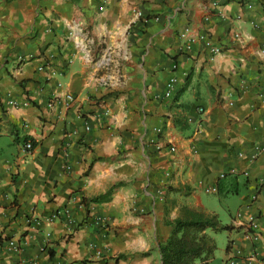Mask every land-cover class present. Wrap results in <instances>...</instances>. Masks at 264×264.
I'll use <instances>...</instances> for the list:
<instances>
[{
  "label": "crops",
  "instance_id": "obj_1",
  "mask_svg": "<svg viewBox=\"0 0 264 264\" xmlns=\"http://www.w3.org/2000/svg\"><path fill=\"white\" fill-rule=\"evenodd\" d=\"M184 207L264 262V0H0V264H160Z\"/></svg>",
  "mask_w": 264,
  "mask_h": 264
},
{
  "label": "trees",
  "instance_id": "obj_2",
  "mask_svg": "<svg viewBox=\"0 0 264 264\" xmlns=\"http://www.w3.org/2000/svg\"><path fill=\"white\" fill-rule=\"evenodd\" d=\"M24 140L35 144L29 137ZM169 224L173 225V230L159 245L160 264H204L202 261L210 259L216 250V243L207 230L220 232L231 229L230 225L222 224L215 214L185 207Z\"/></svg>",
  "mask_w": 264,
  "mask_h": 264
},
{
  "label": "built area",
  "instance_id": "obj_3",
  "mask_svg": "<svg viewBox=\"0 0 264 264\" xmlns=\"http://www.w3.org/2000/svg\"><path fill=\"white\" fill-rule=\"evenodd\" d=\"M138 16H141V13L138 12L137 14ZM180 36L182 38H184V41H185V44H184V47H185V50H189L191 49V45L192 43L196 40L194 37H188L186 36V31L184 32H181L180 33ZM199 39L202 40L204 43H205V46L208 47L210 49V51L213 53V54H216V53H219L221 51V48L217 45H214L212 43V41L210 39H208L205 35H200L199 36ZM172 68L173 69H176V64H173L172 65ZM177 77L176 76H172L170 77L167 82H166V85H165V89H164V97H171L175 94L176 92V85H177ZM67 99H71L72 96L71 95H66ZM12 105H18L19 102H16V101H11L10 102ZM23 105L25 104L26 105V102L22 103ZM48 106H52L53 103L51 101H49L47 103ZM85 129L88 130L89 129V126H85ZM156 132H159L160 129L159 128H156L155 129ZM33 145L30 141H27L24 143V149H26L27 151L32 149ZM158 148H160V146H158ZM220 178H223L225 176L224 173H221L220 175ZM206 191H211V192H216L217 191V187L214 186V187H208L206 189ZM98 222H101L102 224L105 223L103 221V219H99ZM257 228H258V222H257V219L255 217H250L248 219V222H247V227H246V232H247V235L249 236H252L254 233H256L257 231ZM47 236H49V233L46 234ZM9 245L13 248H18L17 245H15V243L13 241H10L9 242ZM102 255V251H97V256L101 257ZM254 257L256 258V253L252 254L250 256V258L254 259ZM226 264H236V262L234 261V259H228L227 263ZM255 264H264V262L262 260H257Z\"/></svg>",
  "mask_w": 264,
  "mask_h": 264
}]
</instances>
